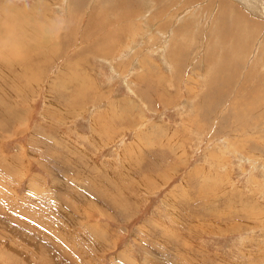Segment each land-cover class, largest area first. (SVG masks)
Here are the masks:
<instances>
[{
  "label": "rangeland",
  "instance_id": "1",
  "mask_svg": "<svg viewBox=\"0 0 264 264\" xmlns=\"http://www.w3.org/2000/svg\"><path fill=\"white\" fill-rule=\"evenodd\" d=\"M219 1L0 0V264H264V0Z\"/></svg>",
  "mask_w": 264,
  "mask_h": 264
},
{
  "label": "bare ground",
  "instance_id": "2",
  "mask_svg": "<svg viewBox=\"0 0 264 264\" xmlns=\"http://www.w3.org/2000/svg\"><path fill=\"white\" fill-rule=\"evenodd\" d=\"M186 1H188V0H186ZM190 1V0H189ZM196 1V0H195ZM227 0H220L219 2H218V7H219V9H218V12H217V14L215 15V17L214 18H216V20L215 21H217V19L220 21L221 20V26L219 27V30L221 31V32H223V33H225L226 35H228V29H229V27H230V25H231V21L228 23V21H227V18H230L231 20H232V23H234L235 25H236V28H237V30H238V28H239V26H241L240 25V23H239V20L240 21H242L243 19H239L238 20V18H239V15H240V12L233 6V4L232 5H230L229 3H228V1L226 2ZM84 3V2H83ZM193 4V3H192ZM121 6V5H120ZM123 6V5H122ZM124 6H125V4H124ZM199 6V5H198ZM208 6V5H207ZM197 7V6H196ZM198 8V7H197ZM200 9H201V7H200ZM119 11V10H118ZM17 12V11H16ZM122 13V12H121ZM15 14V13H14ZM171 14V13H170ZM173 14V13H172ZM91 17V16H90ZM161 17V16H160ZM92 18H93V16H92ZM149 18V17H148ZM8 18L7 17H5V20H7ZM156 19V18H155ZM5 20H3V21H5ZM93 20V19H92ZM187 21V20H186ZM207 22V21H206ZM208 22H209V20H208ZM219 24V23H218ZM16 25V24H15ZM20 25H21V23H20ZM1 26V25H0ZM106 26V25H105ZM125 26V25H124ZM100 27V26H99ZM158 27H160L161 28V26H158ZM90 28V29H89ZM89 28H88V30H94L95 31V29L94 28H97V26L96 27H92V26H89ZM104 28V27H103ZM107 28V27H106ZM163 28V27H162ZM115 30V29H114ZM209 30V29H208ZM118 31V30H117ZM213 31V30H212ZM215 31V30H214ZM240 31V30H239ZM238 31V32H239ZM217 32V31H216ZM16 33H22V31L20 30V29H17V30H15V31H13V32H8V30L7 31H5L4 29H2L1 30V32H0V44H1V42H4V41H7V42H10L12 45H13V43L15 42L14 41V38L12 37V36H14ZM219 33V32H218ZM236 33H237V31H236ZM80 34V33H79ZM115 34V33H114ZM208 35H210L211 34V32H210V34H209V32L207 33ZM230 34V33H229ZM241 34V33H240ZM91 34L90 33H86L85 35H83L84 37H91L90 36ZM117 35V34H116ZM226 35H224L225 37H227ZM19 36V35H18ZM106 36V35H105ZM219 36H221V34H219ZM236 36H237V34H236ZM235 36V37H236ZM240 36V35H239ZM259 36V35H258ZM45 37H47V36H45ZM106 37H108L109 39L111 38V31L110 32H108V35L106 36ZM237 38V37H236ZM44 39H48V38H44ZM61 39H63V37L61 38ZM84 40H86L85 38H84ZM49 41V40H48ZM82 41V40H81ZM98 42H94L95 43V45H94V43H93V49H98V50H100L99 48H96L95 46L97 45V44H99L100 46L103 44V43H105V41H106V38L105 39H103V41L101 42V41H99V40H97ZM230 41V40H229ZM238 43H240V41H243V40H236ZM235 41V42H236ZM39 42V41H38ZM245 42V41H244ZM39 43H41V42H39ZM38 44V43H37ZM63 44V43H62ZM237 44V43H236ZM19 48H20V51L22 52V50L24 51V52H22V53H26V55L31 59V57L30 56H32V54H35L34 56H36V57H38V58H40V60L42 61V63H41V65H44L45 64V58H43L44 56H42V55H36V54H38V53H40L41 52V50H32V49H29V52L27 53V50H28V48L22 43V42H19V41H17V44H16ZM30 45V44H29ZM92 45V44H91ZM169 45V44H168ZM226 45V44H225ZM28 46V45H27ZM42 46V45H41ZM62 46V45H61ZM237 46V45H236ZM14 47V46H13ZM36 47V46H35ZM238 47H239V45H238ZM244 47V46H243ZM32 48H34V47H32ZM51 48V47H50ZM233 48H235V47H233ZM35 49V48H34ZM88 49V48H87ZM247 49V48H246ZM89 50V52H91V50L90 49H88ZM98 50H94V51H98ZM229 50H231L230 48H229ZM1 52H3L2 54H1V56H0V69H3V68H1V66H3L4 64H6V63H11L12 61H14L16 58H12L9 54H8V52L7 51H3V50H0ZM8 51H10L12 54H13V50H8ZM237 51V50H236ZM43 52V51H42ZM47 52V51H46ZM206 52H208V51H206ZM205 52V53H206ZM227 52V51H226ZM241 52V51H240ZM96 52H94V53H92V54H95ZM237 53V52H236ZM235 53V54H236ZM242 54H244V52H241ZM230 55H231V53H229ZM234 55V54H233ZM232 55V56H233ZM53 56V55H52ZM59 56V55H58ZM226 56V55H225ZM35 57V58H36ZM228 57V56H227ZM243 57V56H242ZM28 58V59H29ZM37 58V59H38ZM4 59V60H3ZM14 59V60H13ZM29 59V60H30ZM236 59V58H235ZM19 60V59H18ZM229 60V59H228ZM228 60H227V62H228ZM36 61V60H35ZM40 61V62H41ZM238 61V60H237ZM241 61H243V59H241ZM39 62V61H38ZM220 62V61H219ZM34 63V62H33ZM224 63V62H223ZM38 64V63H37ZM220 64V63H219ZM258 64H259V62H258ZM34 65H35V63H34ZM170 65V64H169ZM256 65V64H255ZM171 67V66H170ZM225 67V66H224ZM237 67V66H236ZM241 68V67H240ZM226 69V68H225ZM227 69H229L230 71H232V72H234V70L233 69H236L235 67L234 68H232V67H229V68H227ZM6 70V69H5ZM251 72V71H250ZM10 73H12V72H9V74ZM252 73V72H251ZM259 73V72H258ZM3 74V73H2ZM8 74V75H9ZM31 74V73H30ZM35 74V73H34ZM4 75V74H3ZM2 75V76H3ZM36 75V74H35ZM244 76H243V79L239 82L240 83V86L243 84V82L246 80V78H247V75H246V73L245 74H243ZM1 76V77H2ZM5 76H7V75H5ZM12 77V76H11ZM16 77V76H15ZM227 77V76H226ZM5 78V77H4ZM231 80H233L232 79V77H229ZM8 79H9V77H8ZM7 79V80H8ZM14 79V78H13ZM216 79V78H215ZM223 80V84L221 85V87H220V89L218 88V94L219 93H222L225 89H226V86L227 85H229L230 83H232L231 81H229L228 79L227 80H225L224 81V79H222ZM5 81H6V79H5ZM15 82V81H14ZM226 82V83H225ZM242 82V83H241ZM251 82V81H250ZM263 83H264V81H262ZM219 83V82H218ZM236 83H237V81H236ZM12 84V83H11ZM17 84V83H16ZM264 85V84H263ZM237 86V85H236ZM14 87V92L16 93V94H18V95H21V93H20V91H19V89H18V87L15 85V86H13ZM16 87V88H15ZM264 87V86H263ZM258 88V87H257ZM257 88H254V87H250V94H251V97H253L254 95H255V92L258 90ZM261 88V87H260ZM262 90V89H261ZM246 92V91H245ZM208 94V93H207ZM212 93H210L209 95H211ZM217 94V93H216ZM249 94V95H250ZM208 95V96H209ZM245 95H247L246 93H245ZM253 95V96H252ZM261 96V95H260ZM250 97V96H249ZM212 106V105H211ZM209 111H211V107H210V110ZM215 112V111H214ZM2 114V115H1ZM5 114L3 113V112H1L0 111V125L4 128V127H6L7 126V124H8V122L9 121H11V120H9V119H6V117L5 116H7V115H5ZM5 119V120H4ZM5 121V122H4ZM4 122V123H3ZM12 167V166H11ZM22 217V216H21ZM16 225V224H15ZM41 225V224H40ZM39 225V226H40ZM18 226V225H17ZM23 228V227H22ZM53 230V229H52ZM21 231V230H20ZM12 235V234H11ZM45 246H46V244H45ZM42 255V254H41ZM44 259V258H43ZM42 261V260H41ZM46 263V261H44L43 262V264H45ZM41 264V263H40Z\"/></svg>",
  "mask_w": 264,
  "mask_h": 264
}]
</instances>
